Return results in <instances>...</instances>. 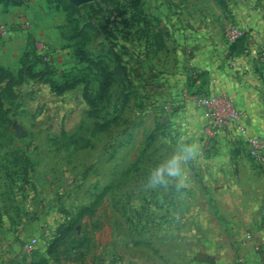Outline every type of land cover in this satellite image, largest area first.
<instances>
[{"label":"rangeland","instance_id":"1","mask_svg":"<svg viewBox=\"0 0 264 264\" xmlns=\"http://www.w3.org/2000/svg\"><path fill=\"white\" fill-rule=\"evenodd\" d=\"M19 1L0 3V67L17 80L0 83V264H245L242 250L261 254L248 189L264 183L248 187L216 138L195 133L184 93H208L218 67L230 82L255 79L264 99V0H95L131 58L125 72L79 5ZM230 26L256 37L228 44ZM32 61L38 75L27 76ZM182 145L196 146L185 186L153 185Z\"/></svg>","mask_w":264,"mask_h":264},{"label":"crops","instance_id":"2","mask_svg":"<svg viewBox=\"0 0 264 264\" xmlns=\"http://www.w3.org/2000/svg\"><path fill=\"white\" fill-rule=\"evenodd\" d=\"M217 73V79L213 84H209L208 90L223 93L234 98L236 104L248 114L247 123L251 131L264 138V99L255 95L254 87L257 85L255 79L245 78L244 80L231 81L227 78L226 74L222 77L218 67H214ZM263 101V104L261 103ZM184 114L189 118L195 133L202 137V124L203 118L200 112L192 109L188 103H184ZM215 141V149L223 150L224 154H231L232 160L237 163L240 173L247 175L249 182L248 187L252 183H264V171L259 173L253 167L246 165L242 153V147H247L242 143L240 138L233 136L228 132L219 134ZM240 140V142H239ZM255 183V184H256ZM247 185V184H246ZM248 199L251 203V221L250 224L258 232L255 235V243L261 244L263 252L256 255L252 251L246 252L242 250L241 256L245 264H264V184L260 189H248ZM260 212L262 219L256 220L255 213Z\"/></svg>","mask_w":264,"mask_h":264},{"label":"built area","instance_id":"3","mask_svg":"<svg viewBox=\"0 0 264 264\" xmlns=\"http://www.w3.org/2000/svg\"><path fill=\"white\" fill-rule=\"evenodd\" d=\"M249 36L255 38V32L246 33L240 27L230 26L226 28L224 37L226 43L232 44L239 39ZM240 60L231 61L233 66L239 67ZM185 102L200 112L203 118L202 138L207 142L223 132H228L240 138L247 147L248 154L264 168V138L253 133L247 123L248 114L235 102L234 98L217 91H210L206 94L184 93ZM35 242L32 238L24 247H30Z\"/></svg>","mask_w":264,"mask_h":264},{"label":"trees","instance_id":"4","mask_svg":"<svg viewBox=\"0 0 264 264\" xmlns=\"http://www.w3.org/2000/svg\"><path fill=\"white\" fill-rule=\"evenodd\" d=\"M19 2H20L19 0H0V3H2L3 5H9V4L17 5V4H19ZM47 2H56V3L61 2L62 6L64 8H67V9L69 8V6L73 7L72 4H69L68 0H47ZM78 8L83 10V12L87 15L88 18H90L91 20L95 21L98 24V26L100 27V29L103 32L104 38L109 43H111L112 46L115 48V50L113 52L115 62L117 63L119 69L121 71L125 72L126 71V66H125L126 62L130 61L131 58L128 55L126 49L124 48L125 47L124 45L117 46L118 45L116 42L117 38L115 36H113L111 31L109 30L108 25H107V20H106L104 14H102L98 3L94 0L91 2L81 4L78 6ZM238 41H240V39L234 43H238ZM234 43H232V44H234ZM79 58L81 61L85 60V56L80 51H79ZM35 65H36L35 61L28 63V65L26 66V68L24 70V72L26 73L25 75H27V76L38 75L37 74L38 72L33 71ZM131 70L134 72L135 76H137V77L141 76V68L140 67L133 66L131 68ZM22 71L23 70L19 71L20 75L22 74ZM102 75H103V79L101 81V88H100L101 94L107 89V87L109 85V80H110V73L109 72L103 71ZM148 78L153 79L152 76H149ZM4 81H6L8 83H12V82L15 83L17 80H15L14 74L12 72H10L9 70H7L3 67H0V83L4 82ZM60 88L61 87H56L55 89L57 91H59ZM206 257H208V256H206Z\"/></svg>","mask_w":264,"mask_h":264},{"label":"clouds","instance_id":"5","mask_svg":"<svg viewBox=\"0 0 264 264\" xmlns=\"http://www.w3.org/2000/svg\"><path fill=\"white\" fill-rule=\"evenodd\" d=\"M196 152L195 145H182L178 153L173 154L164 164L158 166L151 175L153 185L167 183L166 177L178 179L177 187H184L182 163L193 159Z\"/></svg>","mask_w":264,"mask_h":264},{"label":"water","instance_id":"6","mask_svg":"<svg viewBox=\"0 0 264 264\" xmlns=\"http://www.w3.org/2000/svg\"><path fill=\"white\" fill-rule=\"evenodd\" d=\"M74 5H81L87 2H91L93 0H69Z\"/></svg>","mask_w":264,"mask_h":264}]
</instances>
